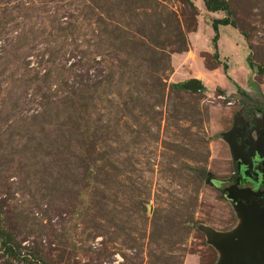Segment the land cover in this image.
I'll return each mask as SVG.
<instances>
[{
  "label": "rangeland",
  "instance_id": "1",
  "mask_svg": "<svg viewBox=\"0 0 264 264\" xmlns=\"http://www.w3.org/2000/svg\"><path fill=\"white\" fill-rule=\"evenodd\" d=\"M207 2L0 0V264H219L264 0Z\"/></svg>",
  "mask_w": 264,
  "mask_h": 264
},
{
  "label": "water",
  "instance_id": "2",
  "mask_svg": "<svg viewBox=\"0 0 264 264\" xmlns=\"http://www.w3.org/2000/svg\"><path fill=\"white\" fill-rule=\"evenodd\" d=\"M180 86L185 89H198L200 84L192 80ZM230 147L235 161L240 163V149L232 140ZM260 149L261 147H258L256 150L260 152ZM251 155L252 153H249L248 156ZM262 174L264 184V167ZM225 192L226 197L236 204L241 215V224L228 234L208 233L209 242L221 253L219 264H264V205H260L252 194L243 196L234 192L231 186L226 188Z\"/></svg>",
  "mask_w": 264,
  "mask_h": 264
},
{
  "label": "flooded vegetation",
  "instance_id": "3",
  "mask_svg": "<svg viewBox=\"0 0 264 264\" xmlns=\"http://www.w3.org/2000/svg\"><path fill=\"white\" fill-rule=\"evenodd\" d=\"M256 129L255 127L253 130ZM252 131V130H251ZM251 131L245 129L243 126L238 127L235 132V143L240 148V155L242 161L237 162V171L235 178L230 182L224 184L225 195L226 188L233 187V191L243 196L252 194L260 205H264V184H262L264 167V130L260 132V139L263 148L260 152L253 153V145L250 140ZM249 153L252 155L249 157ZM262 155V158H260ZM246 163V164H244Z\"/></svg>",
  "mask_w": 264,
  "mask_h": 264
},
{
  "label": "trees",
  "instance_id": "4",
  "mask_svg": "<svg viewBox=\"0 0 264 264\" xmlns=\"http://www.w3.org/2000/svg\"><path fill=\"white\" fill-rule=\"evenodd\" d=\"M204 1V3H205V6L206 7H208V8H210V6H209V4H208V2H207V0H203ZM224 25V26H227V25H229V22H228V20H216V21H214L213 23H212V28H213V30L216 32L217 31V27H218V25ZM215 36H217V35H215ZM214 39H216V37H214Z\"/></svg>",
  "mask_w": 264,
  "mask_h": 264
}]
</instances>
